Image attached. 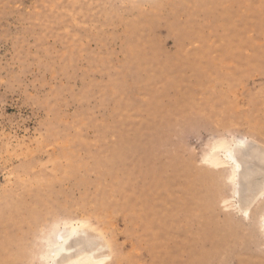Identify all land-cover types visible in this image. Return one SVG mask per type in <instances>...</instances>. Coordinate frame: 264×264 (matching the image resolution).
<instances>
[{"label":"rangeland","instance_id":"obj_1","mask_svg":"<svg viewBox=\"0 0 264 264\" xmlns=\"http://www.w3.org/2000/svg\"><path fill=\"white\" fill-rule=\"evenodd\" d=\"M238 140L264 151V0H0V264L85 222L104 264H264Z\"/></svg>","mask_w":264,"mask_h":264},{"label":"bare ground","instance_id":"obj_2","mask_svg":"<svg viewBox=\"0 0 264 264\" xmlns=\"http://www.w3.org/2000/svg\"><path fill=\"white\" fill-rule=\"evenodd\" d=\"M164 3L165 0H152V4L155 7H160ZM216 156H223V161L232 167L231 170L233 174L239 176L245 183V188H247L249 192L248 196L246 195L247 198L245 201H247L245 207L241 208L247 213L251 206H253L258 200H261V197L264 196V151L259 149L254 152H244V144L242 140L235 141L233 144L226 141L219 145ZM255 159H257V163H254V171L251 169L246 170L244 168L245 166L243 167L244 170H241L240 162L242 160L254 162ZM262 201L264 202V199ZM263 205H258L259 209L256 218L259 223L258 227L264 236ZM88 225L90 224H87L86 222L72 224L58 231L50 241L51 249L49 259L54 264H104L109 259L110 255L108 256L107 254L97 253L98 250L105 245L103 242L97 241L96 238H100V236L98 237L95 234H89L87 236L77 237L78 234L81 233L80 231H86V229L91 230L92 227L90 228ZM74 248L76 249L75 252H71ZM57 258H59V260L55 263Z\"/></svg>","mask_w":264,"mask_h":264}]
</instances>
